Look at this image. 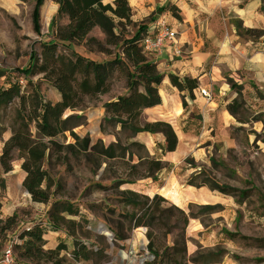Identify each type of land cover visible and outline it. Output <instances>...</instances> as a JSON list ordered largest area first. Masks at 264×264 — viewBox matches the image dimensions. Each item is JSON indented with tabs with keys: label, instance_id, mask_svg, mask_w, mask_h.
Instances as JSON below:
<instances>
[{
	"label": "trees",
	"instance_id": "1",
	"mask_svg": "<svg viewBox=\"0 0 264 264\" xmlns=\"http://www.w3.org/2000/svg\"><path fill=\"white\" fill-rule=\"evenodd\" d=\"M35 1L32 19L37 33L38 12L43 0ZM52 1L57 5L53 22L65 18L66 24L56 27L54 41L43 44L39 56L36 53L30 54L28 65L23 72L27 78L41 76L42 80L48 82L57 92L60 99L55 103L43 101L35 86L27 95L24 94L26 85L22 88L13 83L0 88V109L15 100L18 102L16 115L9 126L11 136L3 143L0 154L3 173L12 171L11 162L13 154L16 153L17 160L21 162L20 169L25 174L22 189L33 203L43 205H47L51 199L49 189L46 187L49 179L43 169V163L45 159L50 160L53 155H59L64 150L76 155L91 154L106 162L124 161L127 157L126 179L119 177L114 185L115 189L137 181H155L156 176L167 169L168 164L150 156L145 147L134 141L133 137L138 133L161 134L167 153L175 151L177 137L172 127L165 122H141V115L145 109L161 104L158 90L164 78L157 65L146 56L141 45L147 32V25H139L133 36H127L126 28L133 26L127 0H113L110 4H105L104 0ZM166 10L176 20L181 21L177 9L171 6L158 10L157 14ZM260 12L264 16V2ZM154 21L153 16L149 17V22ZM94 29L101 33L102 41L90 36ZM236 29L240 30V27L237 26ZM243 34H257L260 37L263 33L247 30L243 31ZM58 46L68 53L60 55L57 52ZM76 46H83L88 53L102 55L108 59L96 61L85 57L73 49ZM115 74L122 78L125 93L102 105V123L114 127L118 133L127 130L129 134L125 137L126 144L122 145L117 138L115 143L108 146L100 142L90 145L88 138L80 139L73 133L74 128L82 125V117L76 115L65 117V113L82 111L85 100H93L108 94ZM168 79L171 86L181 94L182 107L185 109V96L194 99L193 91L198 88L197 80L174 75H169ZM226 82L230 90L236 94V97L226 105V111L237 123L247 124L242 118L245 113L243 86L231 79H227ZM65 132H69L74 140L73 145L64 146L56 141V138ZM187 185L197 189L207 187L210 191H216L224 196H230L235 192L232 187L218 183L202 171L191 175ZM244 194L240 193L241 196ZM118 204L122 209L119 211L108 209L103 220L110 225L113 239L116 241L127 240L131 231L145 229L147 240L145 249L152 258L147 264H220L223 256L227 254L219 247L205 249L203 253L197 250L191 257H187L186 252L185 230L189 220L198 219L197 215L221 211V206L189 205L190 212L186 214L174 206L164 207L167 201L158 195L149 198L130 190L119 192ZM192 208H196L198 213L194 215ZM77 214L78 212L67 203L61 201L52 203L48 211V224L51 226L49 230L54 232L70 230V226H74L72 221L68 222L67 227H62L65 215L71 217ZM174 219L176 221L172 225L170 222ZM15 226L16 215L0 219V236L12 231ZM155 229L160 231L158 235L165 240L172 235L173 230H177L178 233L171 245H162L157 233L154 232ZM46 230L40 222L22 227L18 235L20 244L16 246L17 259L14 260V264H68L61 255L68 252L65 245L59 244L52 250L45 249L43 237L48 232ZM72 241L73 248L69 253L71 260L90 261L93 252L83 243L75 239ZM98 252L100 250H97V254Z\"/></svg>",
	"mask_w": 264,
	"mask_h": 264
},
{
	"label": "rangeland",
	"instance_id": "2",
	"mask_svg": "<svg viewBox=\"0 0 264 264\" xmlns=\"http://www.w3.org/2000/svg\"><path fill=\"white\" fill-rule=\"evenodd\" d=\"M109 1L111 0H105V2ZM35 4V0H0V88L22 79L26 85L25 95L29 94L35 86L43 101L55 103L60 97L52 86L42 80L41 76L27 78L23 71L28 65L30 54L36 53L39 56L42 45L54 41L56 27L65 25L66 19H59L54 23L53 18L56 16L57 5L52 0H43L38 12V32L36 33L32 19ZM52 8L56 9L51 10ZM151 23L149 18L133 22V26L126 28L127 36H133L139 25L148 27ZM261 33L264 34V32ZM239 34L243 36V30L240 29ZM90 36L99 41L103 40V36L97 29H94ZM247 38L254 40L258 38V35H248ZM73 49L96 61L108 59L102 55L88 53L83 46H76ZM57 52L60 55L68 53L61 46H58ZM252 87L254 86H243L242 92L245 100V113L242 118L247 121V124L240 126L235 120V126L229 131L228 148L225 150L221 144H215L211 150L212 142H203L198 149H193V153L186 156L176 169L179 177H187L186 185L191 175L202 171L213 179L215 178L212 175L215 174L219 179V181L215 179L218 183L235 190L230 196L224 198L228 201V206H221V211H215L212 214L197 215L198 219H196L202 222L203 225H201L204 228L212 227L218 230V234H222L221 239L227 240L230 248L216 246L227 253L221 259L220 264H264V97L255 90L249 93ZM124 93V82L118 74H115L108 94L93 100H85L82 111L65 113V117L76 115L83 119L82 125L74 128L73 133L80 139L88 138L90 145L100 142L108 146L110 143H115L117 138L122 145H125V137L129 132L126 130L124 133H118L114 127L102 123L103 113L101 111L104 103ZM17 108L18 102L15 100L12 104L0 109V134L10 131L9 126L12 124ZM56 141L64 146L74 144L69 132L58 136ZM1 151L0 144V154ZM125 159L124 161L106 162L91 154L76 155L67 150L59 155H53L50 160L45 159L43 169L48 175L49 180L46 187L49 189L51 199L47 205L39 207L21 188V162L17 160V154L14 153L10 174L3 173L0 166V219L16 215L17 226L4 236H0V257L5 248L11 245L14 260L17 259L16 246L20 244L18 235L22 227L40 222L50 231L48 211L52 203L61 201L71 205L78 212L76 216L65 215L62 227H67L68 222L71 221L74 226H70L71 229L68 231L60 230L67 237L61 241L68 252L61 255L65 257L68 264H147L144 258L146 249L142 251L135 248L129 251L125 245L127 240L137 241L140 236L135 233L139 229L131 231L127 240L116 241L113 239L110 225L103 220L108 209L114 211L122 209V206L118 204V199L119 192L123 190L124 185L116 189L114 185L119 177L126 179L125 166L128 160L127 157ZM149 184L142 190L149 191L154 188L163 193L165 189V184L162 185V181H157V177L155 181H149ZM240 193L245 194L241 196ZM166 201L167 204H164V207H177L173 202ZM189 212L187 208L186 214ZM192 213L195 215L198 210L192 208ZM175 221V219L171 220L170 223L173 225ZM186 231L187 227L185 230L187 240ZM154 232L157 233L162 245H171L178 233L177 230H173L172 235L165 240L158 235L159 230L155 229ZM144 237L146 239V232ZM72 239L83 243L93 252L90 261L74 262L71 260L69 253L73 248ZM192 243L195 247L194 253L197 250L203 253L205 249H213L203 243ZM219 243L222 242L219 241ZM97 250H100L98 254Z\"/></svg>",
	"mask_w": 264,
	"mask_h": 264
},
{
	"label": "crops",
	"instance_id": "3",
	"mask_svg": "<svg viewBox=\"0 0 264 264\" xmlns=\"http://www.w3.org/2000/svg\"><path fill=\"white\" fill-rule=\"evenodd\" d=\"M112 1L104 0V3L110 4ZM262 2L264 0H127L133 22L152 16L155 18L147 31L158 20L164 21L176 33V43L181 49V54L175 55L173 47H169L148 57L164 76L158 90L161 104L145 109L141 115L142 123L165 122L172 127L177 137L175 151L165 152L161 134L138 133L133 137L134 141L145 147L150 156L168 164L167 169L156 176L157 181L165 184V189L163 193L154 188L143 191L144 186L150 185L151 180H142L125 184L123 190L149 198L158 195L171 202V195L175 191L179 204L173 203L185 213L189 205H229L224 199L227 197L216 191L186 185L187 177H179L176 169L177 165L203 142H212L211 150L215 144H221L225 150L228 148L229 131L235 126V119L226 111V105L236 94L230 90L227 79L245 87L253 85L249 93L255 90L264 97V34L251 40L247 38L248 35L241 36L236 29L239 26L243 31L264 32V16L260 12ZM167 6L177 9L181 21L176 20L167 10L157 14L158 10ZM258 56L259 60L256 59ZM169 75L188 77L198 82V88L193 91L194 99L185 96V109L182 107L181 94L169 82ZM200 90H205L210 95V100L201 96ZM101 111L103 113V109ZM10 136V131L0 134L2 147ZM20 176L22 188L25 174L22 172ZM212 176L219 181L215 174ZM137 233L140 237L136 242H125L129 251L135 248L145 251V231L139 229L135 234ZM186 237L188 256L195 251L192 242L203 243L209 248L217 245L225 249L230 248L227 240L221 239L222 234H218V230L212 227L206 229L197 220H189ZM65 238L67 237L63 231H48L43 237L45 249L56 248L57 245L63 244L61 240ZM145 255L146 251L144 258Z\"/></svg>",
	"mask_w": 264,
	"mask_h": 264
},
{
	"label": "built area",
	"instance_id": "4",
	"mask_svg": "<svg viewBox=\"0 0 264 264\" xmlns=\"http://www.w3.org/2000/svg\"><path fill=\"white\" fill-rule=\"evenodd\" d=\"M141 45L144 53L152 56L158 54L160 51L166 48L173 47L175 55L181 54V49L178 48L176 43V33L163 21L158 20L144 35ZM20 87H24V80L19 79L15 82ZM199 93L204 98L210 100V95L205 90H200ZM145 231V229H143ZM146 232V231H145ZM145 261L148 262L152 258L146 253ZM0 264H14V256L11 245H8L3 251L0 257Z\"/></svg>",
	"mask_w": 264,
	"mask_h": 264
},
{
	"label": "bare ground",
	"instance_id": "5",
	"mask_svg": "<svg viewBox=\"0 0 264 264\" xmlns=\"http://www.w3.org/2000/svg\"><path fill=\"white\" fill-rule=\"evenodd\" d=\"M55 9H56V8H52L51 10H55ZM256 59L259 60V59H260V56H258ZM171 199H172V201H173L175 204H179V202H178V198H177V195H176L175 191H174L173 194L171 195Z\"/></svg>",
	"mask_w": 264,
	"mask_h": 264
},
{
	"label": "water",
	"instance_id": "6",
	"mask_svg": "<svg viewBox=\"0 0 264 264\" xmlns=\"http://www.w3.org/2000/svg\"><path fill=\"white\" fill-rule=\"evenodd\" d=\"M27 194V193H26ZM28 195V194H27Z\"/></svg>",
	"mask_w": 264,
	"mask_h": 264
}]
</instances>
